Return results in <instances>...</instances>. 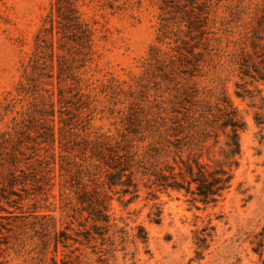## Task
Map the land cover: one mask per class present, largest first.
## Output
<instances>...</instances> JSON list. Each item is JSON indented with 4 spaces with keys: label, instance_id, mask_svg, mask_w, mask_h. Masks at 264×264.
Returning <instances> with one entry per match:
<instances>
[{
    "label": "rangeland",
    "instance_id": "rangeland-1",
    "mask_svg": "<svg viewBox=\"0 0 264 264\" xmlns=\"http://www.w3.org/2000/svg\"><path fill=\"white\" fill-rule=\"evenodd\" d=\"M53 1L0 0V134L17 115L4 108L17 97L20 82L27 81L25 67ZM195 1L192 6L181 0V9L175 0H167L168 5L162 0H79L95 34L91 58L76 60L79 50L71 47L57 67L47 66L52 77L42 74L39 79L55 99L65 89L56 105L65 110L64 119L75 134L59 140L57 111V141L38 145L36 121L30 122V136L21 137L27 154L42 148L49 152L42 160L41 185L26 190L18 185L14 194L9 188L0 190V264H264V245L258 248L264 238V123L254 118L256 112L264 118V107H259L264 80L247 77L255 97L236 93L242 90L237 86L242 56L258 60L264 54V0ZM164 15L170 19L162 39ZM181 52L191 60L185 67ZM83 63L71 76L80 75L85 82L76 86L74 79L59 80L60 67ZM174 65L179 75L170 73ZM187 80L184 93L181 86ZM78 90L83 96L71 99ZM75 101L84 105L82 112ZM201 102L215 110L221 103L245 122L231 186L218 202L208 204L184 190L154 184L144 173L151 168L147 155L153 139L143 136L147 120L158 116V106L183 116ZM31 103L29 97L17 110ZM216 135L205 141L201 155L211 166L226 140L222 131L217 141ZM195 136L185 142L199 148ZM98 137L104 153L96 161L85 143L94 144ZM117 141L120 147L114 145ZM29 160L25 156L20 166ZM107 162L125 164L133 184H108Z\"/></svg>",
    "mask_w": 264,
    "mask_h": 264
},
{
    "label": "trees",
    "instance_id": "trees-1",
    "mask_svg": "<svg viewBox=\"0 0 264 264\" xmlns=\"http://www.w3.org/2000/svg\"><path fill=\"white\" fill-rule=\"evenodd\" d=\"M162 1L164 5H168L167 0ZM175 1L177 6L182 9L181 0ZM195 2V0H189L190 5ZM218 2L219 0H217L216 3ZM183 7L186 6L183 5ZM163 9H165V7H163ZM160 18V36L162 39H165L167 37L166 26L170 18L165 15ZM187 22L192 23V19ZM178 24H181V21ZM94 35L90 22L83 17V11L80 8L79 0H54L51 3V8L45 17L44 24L35 37L33 54L25 67V77H27V81L20 82L17 88V97L8 102L4 108L6 112L15 111L17 115L14 117L12 125L5 132L0 134V190L6 191V189L9 188L12 190L9 191V194H14V191H16L15 187L18 185L23 188L25 186L24 189L26 190V187L29 186V188H31L32 184L41 185L44 181L40 180V175H42V171L45 168L42 165V160L47 156L44 152H49V149L45 150V148H42L44 151L42 149H40L39 152L36 150L34 154H27L26 150L23 149L26 145L21 137H23V135L30 136L29 131L32 129V126H30L31 121L38 122L41 129L38 131V136L41 138L40 142L37 140L38 145L47 141H57V126L55 123L57 111L61 113L59 140L62 142L63 140L72 138L69 137V135L75 134L71 133L73 130L70 127V123L68 124L64 119L65 110L57 109L56 105L57 101L62 102V95H66L65 93L62 94L65 89H60L58 93L60 99H55L53 98V90L39 83V79L42 77V74L52 77V74L45 72L47 66L50 65L53 69L56 64L58 65V61L61 62L60 59L65 58V55L67 57L65 51L69 50L71 47H75L79 50L76 51L78 55L76 60L86 61L90 54H92ZM190 37H192V35H190ZM259 37L263 39L261 38L263 37L262 35ZM173 40L175 39L173 38ZM174 42L178 44L177 40ZM157 48L158 47H153L154 51L158 52V50H156ZM189 52L194 53V49ZM261 53H264V51ZM181 56L182 60H179L181 62L180 65L185 67L188 63H191L186 53L181 52ZM250 56V54H244L242 56L244 62L241 61L239 63L242 81L237 83V86L241 87L242 90H237L236 93L242 97H255V95L250 94L252 92L247 87L249 83L247 77L254 78L257 81L264 80V54L261 55V58L258 60H251ZM250 60L252 63H250ZM63 63L65 64L66 62ZM84 65L85 63L76 66L78 68L70 65V68L67 70L60 67L58 72L59 80L67 81L68 79H74L76 80V86L79 85V83L85 82V79L80 75L77 76L73 74V76H71L72 72L76 71L77 73V70ZM174 66L175 68H173V71L170 73L179 75V72L176 70L177 65ZM187 69L188 68H184L182 71L186 72ZM188 75L192 76L193 73L189 71ZM188 81L189 80L182 83L181 89L184 93L188 91V87L184 88L183 84L186 85ZM31 86L33 88H31ZM38 88L42 89V91L39 96H36L35 93ZM69 90L71 92L73 89L71 88ZM175 91L174 96L176 97L180 89ZM77 94L79 99L83 96L78 90L71 99H74ZM29 97L30 101H32L31 105L23 110H17V106L24 103ZM260 100L262 103L259 107L263 108L264 96L261 94ZM72 104H76L75 109L78 110V112L83 111L84 105L82 103H77V101H75ZM206 106L207 104L204 105L201 102V104L197 105L198 108H189L187 111L183 112V116L178 115L180 112L176 111L177 109L170 110L169 107H165L164 105L158 106L157 112L159 114L154 120H147L148 127H146L147 129L145 128L147 133L143 136L144 139L149 137L153 139V142L150 143L152 153L150 156L144 154L147 155V159L150 160L149 164L151 166V168H147L144 173L150 175L149 178H151V181L166 189L184 190L186 193L192 194L194 200L201 201L204 204L218 202V200L224 196L226 190L231 186L233 168L238 165V156L241 151L239 130L242 129L245 124L244 121L235 118L234 115L231 114V110H228V107L224 106L223 110L221 103L216 110L214 108H206ZM124 118L125 121L128 119L127 116ZM254 118L258 124L264 123L263 115L260 112H256ZM27 129L28 134L25 133ZM145 131L143 133H145ZM219 131L225 134L226 140L219 150L220 158L214 160V165L211 166L208 162L201 160V155L205 148V141L209 136L215 135L216 132L217 135L215 138L217 141ZM190 135H197L194 138H196V144L199 148L185 142ZM99 138L100 137L94 139V141H98L94 144L90 145L88 142L85 143L86 146H90L93 150L91 153L96 156V161H99L97 155L104 153ZM172 138L179 143H176L175 140L173 141ZM114 145L120 147L121 144L117 141ZM26 148L28 147L26 146ZM207 153H210V150H207ZM25 156H28L30 160L29 162L25 161V169H23L24 167L22 168L20 163H22L21 160H23ZM51 156L55 159L54 151L51 152ZM104 167L108 184H120L127 187L133 184L132 173H127L128 168L125 164L121 162L115 164L113 162H107ZM125 176L126 179H124ZM46 178L49 181V177L46 176ZM93 190L95 191V189ZM86 193H90V190H87ZM2 194H4V191ZM91 204L94 206L93 200H91ZM99 208V206H95V210L101 211ZM102 220L96 218V221ZM262 235H264V231ZM262 245H264V238L259 240L258 248Z\"/></svg>",
    "mask_w": 264,
    "mask_h": 264
}]
</instances>
